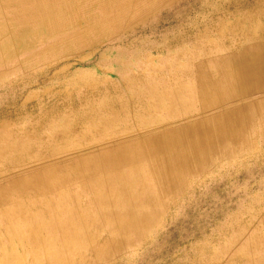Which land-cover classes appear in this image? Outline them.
I'll use <instances>...</instances> for the list:
<instances>
[{"label": "rangeland", "instance_id": "374dc122", "mask_svg": "<svg viewBox=\"0 0 264 264\" xmlns=\"http://www.w3.org/2000/svg\"><path fill=\"white\" fill-rule=\"evenodd\" d=\"M140 2L111 12L100 46L52 37L17 52L7 41L0 264H264V98L249 117L233 106L216 107L214 118L199 109L202 92L220 81L210 68L252 42L218 24L257 1ZM185 118L211 123L184 175L151 173L131 199L128 178L100 181L95 159L111 153L113 173L145 142L179 138Z\"/></svg>", "mask_w": 264, "mask_h": 264}, {"label": "bare ground", "instance_id": "6f19581e", "mask_svg": "<svg viewBox=\"0 0 264 264\" xmlns=\"http://www.w3.org/2000/svg\"><path fill=\"white\" fill-rule=\"evenodd\" d=\"M140 1L0 0V8L5 11L0 13V41L4 40V36L7 38L6 43H0V64L4 61L2 57L6 56L8 60L9 55L13 53L9 47L11 43L17 52L18 48L23 52L30 50L41 40L52 37L62 40L63 44L81 42L94 47L103 45L111 35L107 23L109 19H113L111 12L116 10L119 14L125 15L136 8ZM256 1L241 2L240 7L231 15V21L218 24L222 32L234 30L251 35L252 42L246 43L237 53L226 58L221 66L210 68L212 75L218 77L220 81L211 91L202 92L199 105L202 113L210 118L215 117L216 107L223 110L231 106L239 108L246 117H249L257 108L256 106L254 109L256 100L264 98V0ZM235 6L236 3H233V7ZM244 9H249L246 16L241 15ZM74 87L75 84L72 85V88ZM193 121L194 119L189 118L180 121L179 124L186 125V129L177 139L171 136L145 142L138 159L131 164L125 156L124 166L119 165L113 173L108 174V167L114 156L106 153L103 157H98L94 160V169L99 172L100 181L107 185L112 177L116 184H120L124 178H128L131 184L125 186V199H131L134 197V189L139 184L145 187L151 183L147 182V177L151 173L158 175L159 181L166 177L171 180L181 177L189 170V165L202 155L203 143L197 134L204 125L211 123L201 121L192 127ZM141 122L145 123V120L141 119ZM51 185L58 190L60 178H56Z\"/></svg>", "mask_w": 264, "mask_h": 264}]
</instances>
